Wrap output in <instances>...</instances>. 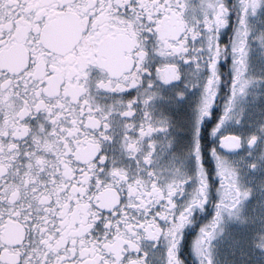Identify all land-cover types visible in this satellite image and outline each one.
<instances>
[{"label":"snow or ice","instance_id":"1","mask_svg":"<svg viewBox=\"0 0 264 264\" xmlns=\"http://www.w3.org/2000/svg\"><path fill=\"white\" fill-rule=\"evenodd\" d=\"M0 264H264V0H0Z\"/></svg>","mask_w":264,"mask_h":264}]
</instances>
